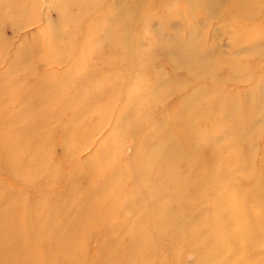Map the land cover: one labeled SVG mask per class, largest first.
<instances>
[{"label":"bare ground","instance_id":"6f19581e","mask_svg":"<svg viewBox=\"0 0 264 264\" xmlns=\"http://www.w3.org/2000/svg\"><path fill=\"white\" fill-rule=\"evenodd\" d=\"M169 1L125 0L130 6L127 5L122 16L111 5L116 0H109L110 3L106 0H11L15 8L11 13H5L1 6L0 20H7L10 15L16 32L43 22L38 9L46 7V3L56 19L53 30H37L31 48L26 47L9 60L3 57L9 54L11 45L0 42V65H7L10 71L23 69L33 81L32 84L18 83L7 77V84L0 87V147L11 152L13 171L9 180L20 186V190L8 189L4 185L6 180H0V264H156L147 233L155 232L156 244L161 241L160 246L169 245L175 255L176 243L182 242L180 234L195 233V213L201 209L195 208V201L199 206L206 203L219 209L222 202L218 198L234 199L233 191L228 189L233 181L226 172L236 168V174L246 176L250 162L241 159L236 149L242 138L254 135L251 121L247 122L245 115L239 117L236 103L230 102L227 122L212 121L208 128L203 127L195 120L206 112L194 108L195 90L185 94L182 90L186 87L179 80L169 82L163 78L156 85L143 81L142 66L130 36L134 27L142 24L128 18L147 3L142 6L145 16L160 20L158 24H163L167 31L165 27L173 19V14L167 10L172 7ZM259 9L254 0H206L205 23H216L218 11L223 10L220 14L225 20L218 23L232 22L231 19L239 17L242 18L240 28H217L208 47L197 42L194 30L186 39L177 30L156 39L170 59L172 70L183 72L192 83L209 78L211 70L224 66L234 75L242 74L243 70L232 56L220 59L222 48L218 40L226 36L231 42L229 47L235 50L236 40L241 39L239 46L244 48L236 55L245 58L246 63L244 52L259 58L264 53V38H257L264 27V21H256ZM116 18L119 21H115ZM181 23L189 31L194 24ZM118 33L123 34L122 38ZM28 38L26 35L21 41ZM62 65L61 72L46 69L43 76L38 74L45 68ZM256 65L263 66L264 61L257 60ZM48 74L56 75L48 79L51 82L46 80ZM58 79L60 82L56 81ZM262 79L260 91L264 95V75ZM163 92L178 100L171 109L156 111L163 105ZM251 96L252 93L247 92L245 99ZM15 97L21 100L17 108ZM5 99L14 116H6L9 106ZM214 106L220 107L218 103ZM132 113L138 119V135L134 137L132 155L124 159L121 151L129 129L126 117ZM26 114L35 115L33 124L18 119L24 115L20 118L27 120ZM152 116L158 118L154 123L156 138L149 141L145 140V132L152 128ZM244 124H249L245 128L247 134L239 131ZM105 126L108 128L103 133ZM209 130L220 134L216 137L219 140L215 136L204 137ZM56 132L61 144L58 149L53 143ZM101 133L98 140L93 139ZM224 136L234 139L230 137L220 148L216 147L208 164L196 168L195 151L188 150L183 139L215 145ZM89 144L95 145L92 155L81 159V152ZM58 150L62 158L57 156ZM181 163L185 164L184 170L179 167ZM258 171L263 179L264 162H260ZM83 176L88 181L84 189L79 186ZM262 190L264 194V188ZM28 194L32 195L31 199L27 198ZM73 197L80 198L75 208L69 204ZM187 200H192L193 204ZM235 202L236 207L230 210L241 213L243 202L239 198ZM253 218L264 225V211L255 212ZM236 225L243 226V233L248 231L247 223L243 225L234 220L231 226ZM74 226L79 228L76 236L72 234ZM262 228L261 233H264V226ZM102 229L110 234L97 235V251L90 262H84L81 252L87 237ZM211 239L216 256L230 252L222 238L220 244L218 236ZM68 241L71 243L67 244ZM32 243L41 245L34 247ZM239 250L241 254L243 250ZM77 251L79 259L73 261L71 253ZM29 254H37L40 260L27 261ZM214 256L203 261L216 264L219 258ZM228 256L227 263H231L232 255Z\"/></svg>","mask_w":264,"mask_h":264},{"label":"rangeland","instance_id":"374dc122","mask_svg":"<svg viewBox=\"0 0 264 264\" xmlns=\"http://www.w3.org/2000/svg\"><path fill=\"white\" fill-rule=\"evenodd\" d=\"M66 1V0H64ZM149 0H146V2ZM172 3V7L167 9L169 13L173 14V19H171L169 22L168 27H165L167 31H164L163 24H158V19L156 18H148L145 16L144 11L145 7L142 8L147 3H144L139 7V9H136V12L134 11L131 18H128V20H131L134 22L135 20H139L142 24L140 26L134 27L133 31L130 33V36L132 39H134L133 47L135 49L134 52L138 54V58L141 63V70L143 71V81L145 83H148L149 85H156L160 84L163 78L171 81H183L185 90L182 91L185 94L191 93L192 90H195V100H192L195 103V109L197 111L202 110L203 115L198 116L195 118L197 121V124H201L203 127L208 128L210 126V122L212 121H221V122H227V112L226 110L230 106L231 103H236V112L239 117H242L243 115L247 116V122L252 123L253 126V136L246 135L245 138H242L240 140L239 146L236 149V152L238 155L241 156V159H245L248 162L249 168L245 170L246 176H241V174H236V168H233L231 172H226V176L230 178L233 183L230 184L229 188L231 191H233L234 199H224L225 197L218 198L219 202H222V206L219 209H215L212 206H209V204L202 203L200 206L195 201V208L200 207V212L195 213V233L193 232H186L184 234H180L182 238L181 243H176L175 245V255L172 254V250L168 247L164 248L160 246V244H163V242L160 241V243L156 244L157 241V234L155 232L147 233L146 238L148 242H150V247L153 248L152 250L155 253V260L156 264H161L160 262H166L167 264H206L207 262H204V258H209V256L213 257L215 253V246L212 245V236H218L219 244L221 243V238L223 239V244H226V247L230 250V252L224 251L225 253L218 257L219 260L216 264H242V261L244 264H264V233H261V229L264 226L261 221L257 218H253V215L255 212H263L264 211V194L261 193L262 188H264V178H261V175L259 173L260 168V162H264V95L260 91V86L262 84V76L264 75V65H260L259 67L256 65L257 60L264 61V53L259 56H255L253 53H245V57H247L248 62L244 61L245 58L241 59L240 55H236V53H240L243 46H239L241 39L236 40L237 48H234L235 50H232L229 47V44L231 43L230 40L227 39L226 36H222L218 42L221 44V56L220 59L222 60L223 56L224 58L231 57L232 59H235V62L238 66H240V69L243 70L242 74L234 75L233 72H230L227 68H219L215 70H211L209 72L210 77L205 79H198V81L195 80V82H191V80L186 77V75L182 72H175L171 68L170 59L166 57V52L164 54V49L161 48L159 45L158 39H156L158 36L160 37L162 34L165 35V37L168 36L169 33H172L173 31L177 30V32H180L183 38H187L188 34H190L193 30L195 31V36L198 37L197 42L199 41L201 44L205 45L206 47L210 46V44L213 42V36L215 31L221 28H224L226 30H230L231 28L234 29L240 28V23L242 21V18L235 17L232 20V22L227 23H218L222 20H225L221 17V14L226 11V9L223 10H217L218 15L216 16L213 24L205 23V18H203L204 14H207V11L205 10V4L206 0H170ZM169 1V2H170ZM255 4L259 6V12L257 22L264 21V17H261V15L264 16V0H254ZM106 2L110 3L109 0H106ZM11 0H0V10L1 6L4 8L5 13H11L15 11V8L11 6L12 4ZM228 3V2H227ZM175 6H174V5ZM114 6V8L117 10L118 14L122 16V12L127 9V5L125 0H116L115 3L111 4ZM130 6V5H129ZM96 10H98L97 7ZM48 6V3H46L45 6H40L38 9V13L43 17V22L36 23L24 30H20L18 32L14 29V23L15 21L10 18V15L7 16V20H0V42L6 41L8 42V45L10 47L9 54H5L3 58L10 59L15 54L20 55L19 53H22L26 47H30V44H33L35 42H32L35 40L36 37V31L41 30L42 28H47L49 31L53 30L54 27V21L56 19V16L53 12V10ZM230 10V9H229ZM129 11V10H128ZM138 11V12H137ZM163 12V10H159ZM228 11V9H227ZM138 13V14H136ZM140 13V14H139ZM192 14V17L190 18L188 14ZM221 13V14H220ZM257 13V12H255ZM135 16V17H134ZM188 16V18H186ZM136 18V19H135ZM121 19V18H120ZM124 19V18H122ZM119 21V18H116L115 21ZM183 21H191L194 24H191V28L189 31V28L184 26L181 22ZM204 21V23H202ZM202 23L203 25L199 24ZM218 23V25H217ZM258 24V23H257ZM45 25V27H44ZM239 25V26H238ZM195 26V27H194ZM234 26V27H233ZM76 30L72 31L75 32ZM161 33H160V32ZM264 27L262 29V32L258 34L257 38H264ZM174 34V33H173ZM171 34V36H174ZM28 36V39H25L24 41H21V39L25 36ZM119 37L122 38L123 34L118 33ZM43 36V35H42ZM200 36V37H199ZM130 38V39H131ZM137 39V40H136ZM30 40V41H29ZM41 41V38H40ZM244 41V40H242ZM179 43H181L179 41ZM175 43V44H179ZM104 44V42H103ZM102 44V45H103ZM28 45V46H26ZM31 48V47H30ZM20 49V52L18 51ZM140 49V50H139ZM138 52V53H137ZM201 52V51H198ZM226 52V53H225ZM106 54V51H104ZM140 53V54H139ZM204 54V53H203ZM239 56V57H238ZM244 57V56H242ZM219 58V57H218ZM256 61V63H255ZM232 66V65H230ZM229 66V67H230ZM117 67H120V65H117ZM33 68L36 69V66L33 65ZM41 68H39L37 71H39ZM48 70H54L61 72L64 69V66L62 65L59 68L56 67H49L45 68L42 72H38V74L43 76L45 73L44 71ZM112 69V68H111ZM116 69V67H115ZM115 69H113L115 71ZM107 70V69H105ZM36 71V70H35ZM136 74V73H135ZM49 75V76H48ZM46 77L47 82H51L48 79L52 80V77H55L56 75L48 74ZM193 75V73H191ZM7 77H12L14 81H17L18 83H26V84H32L33 81L28 78L26 75L25 70L20 69L16 71H10L8 70L7 65H0V87L6 85ZM27 81H25V79ZM39 78V76H38ZM60 78V77H58ZM238 78V79H237ZM61 79V78H60ZM60 79L56 80L60 82ZM244 83V84H240ZM239 84V85H238ZM259 87V90H258ZM195 88V89H194ZM209 91V92H208ZM252 93V96L250 99H245L246 93ZM164 93V92H163ZM162 93V94H163ZM28 94V93H26ZM163 105L161 107H158L155 109L156 111L167 108L171 109L174 105V103L178 100V97H172L169 94H163ZM234 99V101L232 100ZM231 100V101H229ZM16 101V102H15ZM6 106H9L8 99H5ZM122 102V101H121ZM120 102V103H121ZM21 103L20 101L14 100V106H17ZM219 104V108H215V104ZM29 105V102L27 103ZM166 109V110H167ZM22 112V111H20ZM209 112V114L207 113ZM11 114L13 115V110L11 106H9L8 110H6V116L11 117ZM14 116V115H13ZM220 116V117H219ZM20 117H24V115H20ZM18 118L24 123H34L33 118L35 115L26 114L25 121L22 118ZM147 118V117H146ZM152 125L151 129L147 130L145 140L153 141L156 138L155 135V121L158 120L157 116H152ZM145 119V118H144ZM250 119V120H249ZM29 120V121H28ZM127 126L129 129L127 130V136H125L124 142V148L121 151V157L127 158L132 155L133 152V141L134 137L138 135L137 129H138V119L135 114H130L128 117H126ZM237 122V121H236ZM249 124L242 125V128H239V131L246 132V127ZM108 127L105 126L102 128L103 133L106 131ZM194 129V128H193ZM196 129V128H195ZM101 131V132H102ZM249 132V130H248ZM54 142L57 146V149L60 147V142L58 140V133H54ZM157 134V133H156ZM247 134V132H246ZM256 134V135H255ZM101 134H98L97 136H94V140H98L99 137H101ZM215 136L219 137L221 136L217 132H214L213 130H209L205 133L206 138ZM252 138H251V137ZM232 139L233 136H230ZM229 136H224V138L216 142L215 145L208 144L206 142H198L196 140H193V142H190L186 139L184 140L185 147L190 151H195V166L196 168L204 167L208 164V162L211 159V154L216 149L220 148L222 144H224V141L230 139ZM205 138V139H206ZM219 140L218 138H216ZM121 141V140H120ZM123 147V146H122ZM218 147V148H216ZM95 149V145L89 144L86 146V148L83 149V151L80 154V158H89L92 155L93 150ZM60 150V149H59ZM58 150L57 156L59 158H62V155L60 151ZM11 152L8 149L0 147V180H6L4 183L5 187L8 189H15L20 190V186L17 184H13L10 182L11 173L13 171L12 169V161H11ZM80 165L79 163H76V166ZM79 167V166H78ZM179 167L181 170H184L185 164L182 163L179 164ZM222 167V166H218ZM151 173H154L152 170ZM184 173V172H183ZM187 173H184L183 176L187 177ZM87 179L86 177H82L81 180H79V186L84 189L87 186ZM199 182V181H197ZM261 183V184H260ZM260 184V185H258ZM196 185V184H195ZM261 190V191H260ZM208 194H205V197H207ZM27 198L31 199L32 195L28 194ZM238 198L243 202L244 208L241 210L242 212H238L235 209L230 210V207L235 208L237 203L235 200H238ZM226 200V201H225ZM231 200V201H230ZM80 201V198L73 197V199L69 202L71 206L74 208ZM229 203H226V202ZM189 204H193L192 200H187ZM74 208H71V211L74 210ZM242 207H240L241 209ZM198 210V211H199ZM258 210V211H257ZM213 211L215 215L213 214ZM232 211V212H231ZM236 211V212H235ZM72 213V212H71ZM74 214L71 216V220L73 219ZM242 218V219H241ZM116 219V218H114ZM234 220L240 221L243 225L247 223L248 231L246 233H243L242 231L244 228L241 226H231L232 222ZM223 228H222V226ZM250 225V226H249ZM225 227V228H224ZM72 234L76 236L78 234L79 228L72 227ZM64 230V229H63ZM106 229H102L100 232H97V234L92 233L87 237V242L83 245V251L81 253L84 257V262H90L91 257L94 256V254L97 251L98 247V236H107L110 234L109 231H105ZM110 230V229H109ZM179 231V230H178ZM183 235V236H182ZM71 242L68 241L67 244H70ZM243 246L241 247V245ZM245 244V245H244ZM38 246L41 244L38 243H32L31 246ZM75 245V244H74ZM112 246H115V244H112ZM222 246V245H221ZM169 248V249H168ZM242 249L243 253L240 250ZM174 251V250H173ZM80 252H72V260L75 261L79 259ZM228 255H232V262H228ZM87 258V259H86ZM27 261L36 262L38 259L37 254H29L26 258ZM158 262V263H157ZM204 262V263H201ZM209 262V261H208ZM209 264V263H207Z\"/></svg>","mask_w":264,"mask_h":264}]
</instances>
